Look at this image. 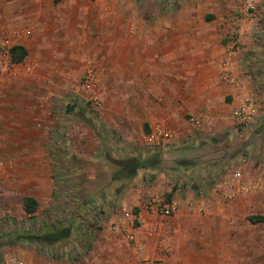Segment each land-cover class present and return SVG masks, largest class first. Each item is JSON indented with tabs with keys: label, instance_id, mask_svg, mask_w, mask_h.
<instances>
[{
	"label": "crops",
	"instance_id": "obj_1",
	"mask_svg": "<svg viewBox=\"0 0 264 264\" xmlns=\"http://www.w3.org/2000/svg\"><path fill=\"white\" fill-rule=\"evenodd\" d=\"M107 1H111L110 8ZM120 1L0 0L1 33L6 30L8 21L18 24V18L23 17L24 12L31 15L33 22L30 36L15 31L10 34L13 36L12 46L22 45L28 52L22 62H12L9 52L12 46L3 47L0 33V96L4 99L0 112L28 115L34 109L40 113L39 106L47 105L49 110L42 111L46 113L67 101L71 103L66 109L77 111L76 100L82 95L81 75L93 61L99 66L95 82L98 94L104 96L109 91L113 99L128 98L127 105L116 104L114 100L111 112L117 116L118 121L113 122L117 131L126 132L130 137L133 123L139 138L146 135V124L149 131L158 124H165L172 131L170 141L187 142L184 138H192L194 143L203 132L189 129L190 123L185 121L187 113L196 119L194 126L205 128L208 119L212 135L221 136L225 131L230 132L234 126L235 109L246 101H256L253 119L264 111L262 0H254L253 9L233 7L236 9L228 12L220 11L215 4L212 7L210 2L203 8L200 0H190L180 6L175 4L170 10L159 9L149 16V21H143L144 34L150 39L159 38L158 45L131 47L134 37L129 24L133 19L128 20L125 49H129L128 54L130 49L139 50L138 56L128 55L121 60L115 57L108 66V61L96 60L99 52H95L96 37L93 34L97 31L95 24L104 16H110L112 39L106 43L112 50L119 49ZM131 7L132 10H126L124 16L127 14L129 18L135 14L133 3ZM155 15L156 18L151 19ZM230 17L238 18L237 29L231 24ZM89 43L93 48L91 51ZM7 68L11 71L3 73ZM224 70H228L238 84L224 80ZM141 74L144 77L137 79ZM132 86L141 94L134 101L131 99ZM74 123H68L70 130L76 128ZM71 139L65 136L64 142ZM133 140L136 144L134 136ZM170 141L159 146H166ZM16 143L27 145L33 142L21 138ZM13 153L23 159H31L33 154L27 147L15 149ZM241 154L242 171L238 170L241 179H237L235 173L226 175L224 180L215 178L212 184L203 186V193L199 195L193 192L195 189H188L182 195L171 185H151V180L144 177L141 180L140 177L142 171L148 172L142 168L149 169L152 164H142L141 158L129 160L131 166L134 160L140 162L129 175L138 178V185L123 192L121 204L122 209L131 211L137 219L136 237L144 249L138 254L130 247L133 256L125 257L126 262L135 264L143 259L147 264H200L199 257L202 256L201 259L207 257L202 260L205 264H233V257L239 258L240 264H264V220H250L252 216H264V169L260 164L249 169L247 150ZM247 182L256 184V188L250 193L240 192V184ZM164 191L171 193L172 199L178 203L173 216H163L170 226H164L159 214L146 207L150 197ZM56 194L55 184L49 181L46 189L27 196L37 199L39 205L35 214H39L46 203H55ZM134 205L139 206L138 214L132 211ZM204 207L209 217L202 219L199 212ZM85 259L84 264H104L98 255ZM59 262L64 264L67 261L37 253L32 264ZM118 263L119 258L114 256L110 264Z\"/></svg>",
	"mask_w": 264,
	"mask_h": 264
},
{
	"label": "rangeland",
	"instance_id": "obj_2",
	"mask_svg": "<svg viewBox=\"0 0 264 264\" xmlns=\"http://www.w3.org/2000/svg\"><path fill=\"white\" fill-rule=\"evenodd\" d=\"M200 1L204 5L203 8H206L210 2L212 7V4H215L216 8L225 12L236 8L247 9L244 0ZM110 2H106L108 8L111 6ZM189 2L190 0H121L119 49L108 48L110 46L107 45L106 40L112 39L109 23L111 17L104 16L95 24L97 31L93 34L96 37L94 49L95 52H99L96 60L98 58V60L103 59L104 62L108 61L109 66L115 57L121 60L128 55L138 56L139 50L134 52L130 49L131 53L128 54L129 49L128 51L125 49L128 45L127 40L125 41L128 33L126 26L128 20L131 22L132 19L133 23H128L134 37L130 46L158 45L159 38L150 39L144 34V19L149 21V16L159 9L170 10L175 4L180 6ZM131 3L136 12L128 18L127 14L124 16V12L132 10ZM262 4L264 6V3ZM229 20L237 29L238 18L230 17ZM32 23L31 15L27 12H24L23 17L18 18V24L8 21L5 24L6 30L0 32L4 40L3 47L13 45V36L10 35H13V31L20 32L25 37L30 36L33 30ZM28 31L30 34H27ZM89 34L92 35L91 32ZM92 49L89 43V50ZM89 68L97 73L99 66L93 61ZM6 71L11 70L3 69V73ZM86 71L81 75L82 95H78L76 100L77 111H68L66 106L71 102L67 101L62 106L52 107L51 111L46 113L42 111L49 110L47 105L39 106L42 109L40 113L34 109V112L28 115L0 112V157L5 161V170L0 176V264H6L10 258L32 264L33 257L37 253L50 256L54 260L68 262L64 264H84L85 258L94 255L102 258L104 264H110L114 256L119 258L118 264H128L125 257H130L133 254L131 248L135 249L136 242H140L136 237V227L139 225L135 222L137 219H134L131 211L122 209L121 204L123 192L128 187L138 185V178L129 176L133 171L130 167L132 161L129 160L134 158H141L142 164L147 166L149 163L152 164L149 169L142 168L149 173L145 174L142 171L141 180L144 177L147 181H152L151 185H171L179 189L182 195H185L188 189L192 191L195 189L193 192L199 195L203 193L201 192L202 188H205L203 186L212 184L215 178L224 180L226 175H232L238 170L242 171L240 163H243V160L239 161L242 157L241 153L246 150L249 169H255L259 164L264 169V111L245 124H239L234 120L230 132L225 131L221 136L212 135L213 131L208 127V119L205 128L194 126L196 119L187 113L185 121L190 123L189 129L193 132L201 130L203 134L197 136L198 139L194 143L192 138H184L187 142L172 140L166 146H159L148 142V132L139 138L134 123L131 129L132 137L126 132L117 131L113 122L118 120L116 114L111 112V105L115 101L116 104L127 105L128 98L113 99L109 91L104 96L98 94L95 84L90 89L85 88ZM141 76L143 74L137 79ZM139 93L137 87L132 86L131 99L134 101L138 95H141ZM95 95L99 97L100 104L94 102ZM2 102L4 99L0 96V107ZM70 122H75L76 128L72 127L70 130L68 128ZM65 136L72 139L66 143ZM21 138L33 143L18 145L16 142ZM22 147H27L29 152H33L30 155L31 159H23V156L13 153L15 149ZM154 172L157 174L153 175ZM119 175L124 177L120 178ZM49 181L55 184L57 200L55 203H46L39 214L29 216L23 208L24 198L33 192L46 189ZM168 194L169 192L164 191L158 197L164 202H169ZM134 208L139 206L134 205ZM158 214L164 226L171 225L166 222V217ZM199 215L202 219L209 217L205 207L201 209ZM58 223L64 226L61 229L68 226L70 230L65 236H59L61 239L54 243H47L40 238L29 242L18 235L20 232H34L41 235L40 233L44 232L41 231L42 226L47 225L55 229ZM79 223H82L83 228L85 226L84 230L77 229ZM88 223L89 235L82 236V232L87 230ZM200 226L203 227V224ZM133 232L135 239L130 237ZM87 244L88 249L85 247ZM201 257H199L200 264H205L202 260L207 257L204 259ZM143 262L145 261L141 259L135 264ZM233 264H240L239 258L233 257Z\"/></svg>",
	"mask_w": 264,
	"mask_h": 264
},
{
	"label": "built area",
	"instance_id": "obj_3",
	"mask_svg": "<svg viewBox=\"0 0 264 264\" xmlns=\"http://www.w3.org/2000/svg\"><path fill=\"white\" fill-rule=\"evenodd\" d=\"M247 7L251 8L254 5V0H244ZM27 34H30V31L27 32ZM222 78L228 82H231L233 84H238V80L236 78H233V76L230 75V72L228 70H224L222 73ZM96 80V73L92 68H89L86 71V74L84 76V87L87 89H90L94 86ZM95 100L94 102L96 104H100L99 97L95 95L93 97ZM256 107V101L254 99L246 101V103L235 109L234 111V117L236 122L239 124H245L250 122L253 119V110ZM172 138V131L167 127L165 124H158L153 129H151L147 134L148 142L155 145H161L165 142L170 141ZM5 170V163L4 160L0 157V176L3 174ZM235 177L237 179H241L242 174L240 171L235 172ZM256 188V184L252 182H247L245 184H240L239 191L243 193H250ZM178 203L175 200H170L169 202H164V200L158 195L153 196L149 198L146 201V207L156 213H160L162 216H170L174 214L177 211ZM131 239H135V234L130 235ZM144 246L140 242H136L135 250L138 254H141L143 252ZM6 264H25L24 261L16 259V258H10ZM139 264H147L145 262L139 263Z\"/></svg>",
	"mask_w": 264,
	"mask_h": 264
},
{
	"label": "trees",
	"instance_id": "obj_4",
	"mask_svg": "<svg viewBox=\"0 0 264 264\" xmlns=\"http://www.w3.org/2000/svg\"><path fill=\"white\" fill-rule=\"evenodd\" d=\"M9 52L11 55L12 62H15V63L22 62L28 54L26 48L22 45L12 46L10 48ZM145 131L149 132V126L147 124L145 125ZM139 163L140 162L135 161V163L131 167L132 168L137 167V165H139ZM168 198H169V200H171V198H172L171 193L168 194ZM38 205L39 204H38L37 199H35L33 196H26L23 200V208L29 216L35 215V212L37 211ZM81 205H84V204H81ZM133 211L135 214H138L139 209L134 208ZM79 218L80 219L82 218L81 214H80ZM250 220L252 222L262 221V220H264V216H252V217H250ZM136 223H138V222H136ZM62 227H64V226H61L60 223L55 225V229L50 228L47 225H44L41 227V231L42 232L44 231L43 234L40 233L41 235L35 234L34 232H20L18 235L20 237L26 238L29 242L40 238L47 243H52V242L54 243L55 241H58V239L60 238L59 236H61V237L65 236L68 233V231L70 230V227H68V226L64 229H61ZM89 227H90V224L88 223L87 227H86L87 230L82 232V234H81L82 236L83 235H89V233H88V231L90 232ZM82 228H83L82 223L77 224L78 230L81 231ZM84 229H85V226H84L83 230ZM85 247H86V249H88L89 245L87 244Z\"/></svg>",
	"mask_w": 264,
	"mask_h": 264
}]
</instances>
